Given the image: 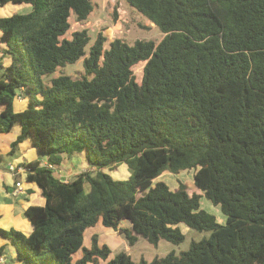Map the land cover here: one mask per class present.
<instances>
[{"label": "trees", "instance_id": "obj_1", "mask_svg": "<svg viewBox=\"0 0 264 264\" xmlns=\"http://www.w3.org/2000/svg\"><path fill=\"white\" fill-rule=\"evenodd\" d=\"M126 1L161 30L159 42L106 48L100 35L86 53V30L65 35L91 0H0L31 6L0 16V133L18 124L17 141L32 140L41 158L24 165L26 179L45 199L25 211L31 233L0 234L22 264H264V0ZM82 57L83 74L60 72ZM19 95L27 105L17 111ZM72 155L91 170L59 178ZM119 164L127 178L106 171ZM188 169L223 224L185 182L158 179ZM180 224L210 234L151 261L110 257L97 234L85 244L97 225L130 246L139 236L179 244Z\"/></svg>", "mask_w": 264, "mask_h": 264}, {"label": "rangeland", "instance_id": "obj_2", "mask_svg": "<svg viewBox=\"0 0 264 264\" xmlns=\"http://www.w3.org/2000/svg\"><path fill=\"white\" fill-rule=\"evenodd\" d=\"M91 1L93 10L86 19L77 20L76 15L71 13L69 18L70 28L65 35L66 37H70L71 33L75 30H86L90 37V41L86 46V53L89 51V47L100 35L104 38V47L106 48H108L109 43L116 38L124 39L129 44H132L137 39L154 40L155 42H159L162 39L163 33L161 30L148 17L132 7L126 0ZM7 4V8L16 9L15 6L11 7L10 5L14 3L10 2ZM4 7L2 11H0V16L9 14L7 8ZM21 12L24 11L21 10ZM82 62L83 57L79 58L74 63H67L64 67L60 68V72L71 75L72 77H77L81 73H84ZM143 65L144 62H141L133 67L138 81L141 78ZM70 158L66 157L64 159V169H62L63 171L60 173V176H67V180H70V178H73L77 173H80L83 170H91L86 167L83 158H80L77 155ZM69 167L73 169L71 174V169L70 171H66V168ZM106 171L118 179H124L129 176V170L125 164H119L111 170L106 169ZM193 173V169L183 170L177 174L165 171L158 178L164 180L172 189H175L178 186V180L185 182L188 188L191 189V193L197 192L201 194V207L215 215L217 221L223 224L225 221V215L222 213L218 205L211 203L210 200L204 197L202 191L195 187ZM88 189L89 186L85 184V190L87 191ZM180 228L183 231L185 238L179 244H174L164 239L159 240L157 244H152L147 241L146 238L139 236L136 243L133 246H130L126 239L123 238V235L117 231L97 225L94 228L86 230L85 244L86 246H89L92 234H97L99 243H107L110 246L112 250L110 257L119 251H125L130 254L132 260L135 262H138L140 259L151 261L154 257H162L169 252L178 254L181 251H185L189 248L192 241H199L204 237H208L210 234L208 231H197L184 224H180Z\"/></svg>", "mask_w": 264, "mask_h": 264}, {"label": "crops", "instance_id": "obj_3", "mask_svg": "<svg viewBox=\"0 0 264 264\" xmlns=\"http://www.w3.org/2000/svg\"><path fill=\"white\" fill-rule=\"evenodd\" d=\"M7 5H4L6 7L0 6V11H2L3 7L7 8ZM10 5L11 7L15 6L17 10L8 7V15L15 12H21V10L27 12L31 9V6L26 3H16ZM3 16L7 15L4 14ZM3 46L4 45L0 42V48ZM8 61L9 59H5L6 63ZM25 105L26 99L22 97L20 99L17 98L14 102V108L17 111L24 109ZM20 134L21 126L18 124L14 125L8 132L0 133V230L13 229L24 234H29L33 230V225L26 216L25 211L32 205H44L45 199L42 196L38 185L35 182L28 181L26 179V172L14 174L9 169V164L15 167L24 166L31 161L41 158V154H39L29 137H24L23 139L17 141ZM72 156H64V159ZM77 156L83 158L82 155ZM84 164L88 168L85 161ZM62 169H64L63 162L58 167L57 174L59 173V178L67 180V176H60V173L63 171ZM70 169V167L66 168V171H70ZM72 172L73 169H71L70 174ZM17 181L20 182L21 191L13 193L15 183ZM0 257L3 259L0 261V264H22L17 259L16 248L11 239L2 236L1 234Z\"/></svg>", "mask_w": 264, "mask_h": 264}, {"label": "built area", "instance_id": "obj_4", "mask_svg": "<svg viewBox=\"0 0 264 264\" xmlns=\"http://www.w3.org/2000/svg\"><path fill=\"white\" fill-rule=\"evenodd\" d=\"M17 98H21V96L19 95ZM9 169L14 173V174H16V173H22V172H26V170H25V168H24V166H12L11 164H9ZM19 191H21V187H20V182L19 181H17L16 183H15V188H14V190H13V193H17V192H19ZM3 259L0 257V261H2Z\"/></svg>", "mask_w": 264, "mask_h": 264}]
</instances>
